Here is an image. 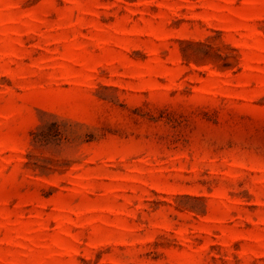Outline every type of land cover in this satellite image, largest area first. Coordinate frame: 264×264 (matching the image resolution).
<instances>
[{
  "label": "rangeland",
  "instance_id": "rangeland-1",
  "mask_svg": "<svg viewBox=\"0 0 264 264\" xmlns=\"http://www.w3.org/2000/svg\"><path fill=\"white\" fill-rule=\"evenodd\" d=\"M0 264H264V0H0Z\"/></svg>",
  "mask_w": 264,
  "mask_h": 264
}]
</instances>
